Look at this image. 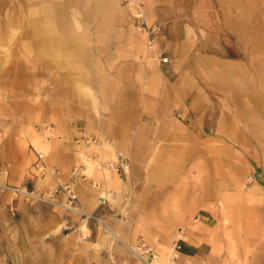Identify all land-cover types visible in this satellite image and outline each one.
Here are the masks:
<instances>
[{
  "label": "crops",
  "instance_id": "obj_1",
  "mask_svg": "<svg viewBox=\"0 0 264 264\" xmlns=\"http://www.w3.org/2000/svg\"><path fill=\"white\" fill-rule=\"evenodd\" d=\"M71 1L88 10L83 22L61 34L42 4V17L29 22L35 29L14 41L13 65L0 67L1 179L47 192L85 166L98 188L76 186V206L121 243L152 235L141 247L155 250L158 235L169 244L183 229L175 241L182 263L264 264V20L256 4L136 0L146 24L161 26L157 43L169 60L161 65L146 59L141 23L119 0ZM37 123L54 132L40 148L57 175L42 180L31 175ZM119 155L129 159L124 176L94 169Z\"/></svg>",
  "mask_w": 264,
  "mask_h": 264
},
{
  "label": "rangeland",
  "instance_id": "obj_2",
  "mask_svg": "<svg viewBox=\"0 0 264 264\" xmlns=\"http://www.w3.org/2000/svg\"><path fill=\"white\" fill-rule=\"evenodd\" d=\"M63 1L0 0V67L13 65L14 41L19 35L35 29V26L29 25V22L42 17L40 9L42 4L47 2L49 5L47 16L60 21L61 34L66 35L72 32V26L68 25L70 21L83 22L88 17V10L81 7L83 3L79 4L80 8H72L74 5L71 0H67L68 4H63ZM119 1L120 6L128 11L136 22H140L141 25L146 23L141 2L136 0H131L130 3ZM236 1L240 7H246L249 2L250 4L254 2L256 18L264 20V0ZM63 5L67 8H63ZM77 5L76 3L75 6L77 7ZM138 9L143 16L140 21L135 19ZM15 19L16 24H14ZM82 28L80 27V32H82ZM40 78V74H32L33 83L38 84ZM35 92L38 96L39 90ZM2 97L0 95V99ZM35 125L32 127V132L36 141L32 142L30 148L32 151L34 148L44 155L45 152L41 150L40 143L53 136L54 132L52 129L45 132V124L37 123ZM33 153L35 154L34 151ZM124 157L129 165L128 157ZM77 167L81 166L74 168ZM82 167L86 180L79 181L76 186L83 185L85 190L94 191L95 189L90 186L91 179L85 174V166ZM32 169L31 175L37 180H42L47 175H53L50 172L41 176L34 169V164ZM52 170L48 168V171ZM70 179L71 172L68 183H70ZM1 181L5 180L1 179ZM54 186L47 192H40L34 186H17L53 203L26 199L10 192L0 193V264H172V258H174V264H208L207 262L199 263L196 260L182 263L176 258L175 241L184 236V233L180 235L183 229L178 230L174 241L169 244L166 243L168 241L166 235L156 236L161 245H158L155 250L150 249V252L146 251L149 247L146 245L145 248H142L141 243H148L147 239L152 235L130 233L125 235L129 242L121 243L98 221L94 214H89L92 215L91 218H85L64 209L63 206L67 205V201L61 197L65 195H51ZM241 188L246 189V186ZM153 239H155V235H153ZM151 254L155 256L154 259ZM235 263L237 264V262Z\"/></svg>",
  "mask_w": 264,
  "mask_h": 264
},
{
  "label": "built area",
  "instance_id": "obj_3",
  "mask_svg": "<svg viewBox=\"0 0 264 264\" xmlns=\"http://www.w3.org/2000/svg\"><path fill=\"white\" fill-rule=\"evenodd\" d=\"M124 2L130 3L131 0H123ZM135 19L137 21H140L143 19L142 13L140 10H137V14L135 15ZM142 32L146 35V59H154L157 60L161 65H166L169 63V60L167 57L164 56L161 48L157 44V38L160 34L161 27L157 24L147 25L146 23H142L141 25ZM49 128L45 127L44 131H48ZM94 142L93 138H88L86 140V143ZM33 148V147H32ZM33 151L36 155V162L34 163V169L40 173L41 176H44L47 173L57 175V171L53 169L52 171H48L47 167L44 164V155L41 152H37L34 148ZM128 161L127 159L119 155L115 160L113 161H99L95 164V169L99 173H106V172H114L117 175L124 176L128 170ZM70 183H63L60 178L55 179V186L51 193V195H65L66 196V206H63L64 209L72 211L80 215L81 217L85 218H91L92 215L86 214L82 212L79 208L76 206L77 202V195L75 193L74 187L79 181L84 182L86 180L85 175L83 174V167H77L73 168L71 171V179ZM90 186L93 189L98 188V183L95 181H90ZM3 192H10L15 196H22L26 199H37L49 203H53L52 201H48L46 199H41L37 196H35L32 192H28L25 188L15 187L8 185L7 183L1 181L0 179V193ZM100 201L103 202L105 199L100 197ZM183 234V231L180 232V235ZM179 237L178 239H181ZM176 252L180 250V246L176 243L174 246ZM147 252H150V249L146 250ZM152 259L155 258L153 254H151ZM174 258L171 259L172 264H174Z\"/></svg>",
  "mask_w": 264,
  "mask_h": 264
}]
</instances>
